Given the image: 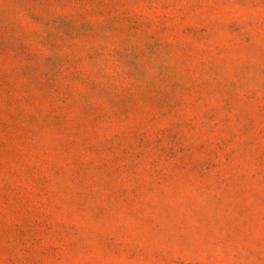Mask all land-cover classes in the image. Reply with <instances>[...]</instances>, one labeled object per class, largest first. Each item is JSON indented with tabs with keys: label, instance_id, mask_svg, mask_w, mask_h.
<instances>
[{
	"label": "rangeland",
	"instance_id": "374dc122",
	"mask_svg": "<svg viewBox=\"0 0 264 264\" xmlns=\"http://www.w3.org/2000/svg\"><path fill=\"white\" fill-rule=\"evenodd\" d=\"M0 264H264V0H0Z\"/></svg>",
	"mask_w": 264,
	"mask_h": 264
}]
</instances>
